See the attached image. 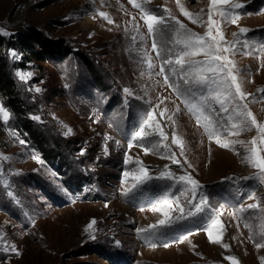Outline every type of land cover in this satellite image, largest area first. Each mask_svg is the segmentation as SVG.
Here are the masks:
<instances>
[{
  "label": "rangeland",
  "instance_id": "374dc122",
  "mask_svg": "<svg viewBox=\"0 0 264 264\" xmlns=\"http://www.w3.org/2000/svg\"><path fill=\"white\" fill-rule=\"evenodd\" d=\"M235 2L244 5L233 10L239 14L236 24L222 21L218 14L214 19L221 21L225 41L238 40L237 50L226 55L239 69L243 90L252 94L242 103L264 122V93L257 91L264 88V0ZM181 6L199 14L202 22L191 23L182 15ZM209 6L210 0H179V4L177 0H150L146 5L156 11L169 9L200 35L207 30ZM101 11L115 23L108 24L98 15ZM133 17L145 41L132 40L137 35L128 23ZM0 27L10 33L5 38L11 43L20 32L37 28L45 37L61 40L66 51L62 58L30 60L21 66L20 61L25 60L22 53L15 47L7 50L11 72L17 78L16 94L25 111L20 116L0 95V103L11 114L7 124L0 121V157L8 158H0V231L4 233L0 237V264H230L224 259L229 255L237 257L240 264H261L264 247L257 248L256 243L261 242L259 233L264 228V183L256 179L259 170L244 162L246 148L251 147L249 142L257 136V130L242 128L232 135L231 124L239 118L228 121L231 108L223 113L219 104L210 101L203 115L210 114L219 121L222 142L237 143L222 148L209 138L204 120L198 125L196 115L186 107L185 97H178L155 74L161 61L151 53V38L147 37L139 9L128 0H0ZM241 27L249 31L240 34ZM171 36L165 31L159 39ZM167 46L173 47L171 43ZM176 47L179 50L180 46ZM142 48L149 51L156 64L151 73L142 60ZM192 59L202 61L206 57ZM20 74L30 76L22 80ZM171 81L183 87L177 78L170 77ZM37 88L41 91H35ZM125 88L134 95L127 96ZM200 94L191 102L197 103ZM156 105L159 108L154 115L168 136L165 143L192 168L187 164L181 168L161 158L168 154L163 147L145 155L134 144L129 151L132 134ZM165 109L161 117L159 112ZM35 116L40 119H33ZM22 118L30 122L32 133L45 141L43 147L23 126ZM68 128L72 132L65 135ZM173 131L183 143V156L179 155L181 147L171 143ZM106 135L113 138L107 141V154ZM158 139L153 135L143 143L151 147ZM20 140L26 143L22 145ZM45 148L52 153L47 155ZM126 152L142 160L153 177L165 165L176 175L187 170L204 185L200 191L207 196L209 206L195 216L175 220L181 208L185 215L191 210L189 200L197 203L199 193L193 199L183 185L166 179L154 178L123 196V172L134 167L125 164ZM250 194L254 199L248 198ZM165 198L172 201V208L165 209L172 222L159 226L157 222L164 216L162 211H152V205ZM251 203H259L260 208L237 212L241 205L247 209ZM214 209L222 211L223 228L215 229L213 237L222 233V243L229 249L209 241L206 229ZM93 219L96 223L89 232L95 238L85 231ZM149 225H157L150 239L149 234L137 232ZM184 236L188 239L181 242ZM5 243L15 244L20 254L5 251Z\"/></svg>",
  "mask_w": 264,
  "mask_h": 264
},
{
  "label": "snow or ice",
  "instance_id": "6c2138e0",
  "mask_svg": "<svg viewBox=\"0 0 264 264\" xmlns=\"http://www.w3.org/2000/svg\"><path fill=\"white\" fill-rule=\"evenodd\" d=\"M128 2L134 7L140 10L141 19L143 20V26L146 28L147 37L151 38V53L155 54V58L159 59V71L155 74L163 78V83L169 88H172L173 91L177 93V96L185 97V104L188 107V110L193 112L196 115L198 125L201 122V119L204 120V128L208 133L210 139H214L215 142L222 148H230L232 144L237 142H222V137L220 135L219 121H214L211 115H203L205 107H210V101L220 105V112L229 113L231 108V113L228 115L227 120L233 121L236 118L238 122L231 124V134L237 135L239 131L243 128L244 130H250L255 128L257 130V136L254 137L249 143L251 147H247V155L244 157V162L250 164L253 168L259 170V175L256 177L261 183H264V122H259L253 112L248 108L247 103H242L247 101L249 96H252L251 93H246L243 90V81L238 80L239 69L236 68L235 63L229 59V56L226 53H234L236 51V45L238 40L225 41L224 34L221 30V21L214 19V15H219L222 21H226L232 24H236L239 20V14L233 10L241 9L244 7L243 3L235 2V0H210V6L208 9L207 16V30L204 35L193 32L190 28L187 27L180 19L172 15L171 11L167 8H163L161 11L151 10L146 7L150 0H142V2H137V0H128ZM179 4V0H177ZM226 6V7H225ZM180 11L183 16H185L191 23L197 24L202 22V17L199 14H193L185 10L182 6ZM98 15L105 19L108 24L115 23L107 13L99 12ZM132 25L131 31L137 33V35L132 36V40L136 41L137 38L140 41H145V34L140 33V25L136 22L135 17L128 22ZM119 27V25H117ZM125 32H128L129 29L126 27ZM165 31L171 32L172 36L168 40H160L159 37L165 34ZM249 31L247 28L241 27L239 29L240 34H246ZM0 35L8 36L10 35L3 27H0ZM233 36L236 37L237 33H233ZM171 43L173 47L169 48L167 45ZM176 46H180L177 50ZM143 52L142 60L145 63L147 69L151 73V70L156 67V64L153 62V56L149 53L147 49H141ZM15 55V53H13ZM203 55L206 57L205 60H195L193 57ZM30 74H20L22 80L27 79ZM170 77H175L178 80L183 82V87L181 84L176 83L175 81L170 82ZM251 82V81H250ZM35 91L40 92L41 89L37 88ZM124 93L127 96H132L134 93L125 88ZM259 93H264V88L257 89ZM202 93L198 96V102L192 103L191 100L194 97H197V94ZM137 99H142V97L137 96ZM151 103L150 101H146ZM163 103V101H161ZM159 108V105H156L153 108H150L145 115V118L142 120L141 124L138 127L128 142L129 151L135 146L142 148L145 155L149 153L155 154V151L158 147H163L168 153L166 156L161 158L171 160L172 164L179 165L181 168L184 167V164H187L188 168H192V164L188 163L187 159L181 162L177 158V154L172 152L170 147L165 143L168 139L167 134L161 127V123L157 120L156 110ZM165 111L159 112V115L162 117L165 114ZM177 112L180 111L179 107L176 109ZM215 111V109H213ZM10 112L7 108L0 103V121H3L5 124L10 119ZM219 115V113H217ZM33 119L39 120L38 116L33 117ZM169 120L172 119L171 116L168 117ZM222 126V125H221ZM67 127V126H66ZM71 128L67 129L65 135L71 134ZM156 135L159 139L151 144V147H146L144 141L149 137ZM111 136H105V154L108 153L107 141L112 140ZM20 144H25L24 140L19 141ZM117 145L120 144L119 140H116ZM171 143L179 145L181 151L180 156L184 155L183 143L179 137H177L175 131L172 132ZM238 143L243 144L242 141ZM81 155H84V150H81ZM2 159H8L7 157H0ZM33 159L38 158L36 156L32 157ZM39 162V161H38ZM125 164L134 165L130 171L123 172V181L121 194L127 197L134 189L145 184L148 181L155 179H166L174 181L175 183L181 184L184 186V192H190L192 198L195 199L197 193H199V201L195 204L189 200L191 210H189L186 215L184 209H180V215L175 217V220H183L187 217H192L197 215L200 212H203L206 207H208V198L207 196L200 191L204 188V185L200 183L199 180L194 178V176L184 171L182 175H176L172 172L170 168L165 165L164 170L160 171L157 176L153 177L149 174L148 168L144 165L143 161L138 157L133 158L132 156L125 153ZM129 178L131 183L129 184ZM225 180H233V177H225ZM240 179H250L249 177H241ZM235 182V181H233ZM183 194V193H182ZM249 199H254V194H250ZM179 205L177 204V207ZM223 207V206H222ZM172 208V201L165 198L160 200L152 205V211H162L164 219L159 220L157 223L159 226H166L168 223L172 222L169 217V211ZM260 208L259 203H251L247 205V209L241 205L237 212L243 213L248 209H258ZM264 212V209H261ZM235 215V213H230ZM222 211L220 209H214L210 215V224L208 225L206 231L208 233L209 241L213 244H221L225 249H229V245L222 243V233L218 232L216 237H213V231L217 228H223L221 222ZM96 221L93 219L86 226L85 231L93 229ZM250 227L249 225H245ZM239 227V225H237ZM157 225H149L146 228L137 229L138 233H147L149 234L147 238H151L155 235L153 229H156ZM92 238H95L94 235L89 232ZM259 235L261 236V242L256 243L257 248L264 247V228L261 229ZM4 233L0 231V237H3ZM188 237L184 236L181 240H187ZM253 239V237H249ZM155 244H152V247H155ZM168 244H165L164 247H168ZM195 248V245H193ZM4 250H11L19 255V250L15 244L4 245ZM224 259L228 260L230 264H240V261L237 257L229 255ZM261 264H264V257L260 258Z\"/></svg>",
  "mask_w": 264,
  "mask_h": 264
},
{
  "label": "trees",
  "instance_id": "16d2710c",
  "mask_svg": "<svg viewBox=\"0 0 264 264\" xmlns=\"http://www.w3.org/2000/svg\"><path fill=\"white\" fill-rule=\"evenodd\" d=\"M11 47H15L22 53L21 56L25 60L20 61L21 66H23V62L30 60L47 61L48 59L62 58L66 51L65 45H63L61 40H51L49 37H45L41 33V30L34 27L20 32L15 43L7 41L5 36L0 35V95L6 98L8 106L21 116L25 110L22 107L20 99L17 97V78L11 72L12 67L7 58V50ZM83 61L87 62L89 60L84 58ZM26 121V119L22 121L23 126L28 132H31V136L43 147L45 141H41L42 138L38 136V133H32L33 129H31L30 122L27 123ZM44 151L47 155L52 153L51 151H46V148Z\"/></svg>",
  "mask_w": 264,
  "mask_h": 264
}]
</instances>
